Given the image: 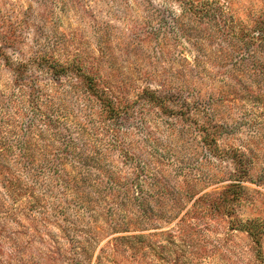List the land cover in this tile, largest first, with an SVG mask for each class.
<instances>
[{"label":"rangeland","instance_id":"1","mask_svg":"<svg viewBox=\"0 0 264 264\" xmlns=\"http://www.w3.org/2000/svg\"><path fill=\"white\" fill-rule=\"evenodd\" d=\"M0 264H264V0H0Z\"/></svg>","mask_w":264,"mask_h":264},{"label":"trees","instance_id":"2","mask_svg":"<svg viewBox=\"0 0 264 264\" xmlns=\"http://www.w3.org/2000/svg\"><path fill=\"white\" fill-rule=\"evenodd\" d=\"M94 91V90H93ZM147 92H149L148 90H147ZM150 94L151 93H153V92H149ZM148 93V94H149ZM147 97H148V99L149 100H151L152 98H151V96H149V95H147ZM146 97V98H147ZM126 109H128V106L127 107H123V108H121V109H114L113 108V112H112V114L113 113H115V115H120V113L122 112V111H125ZM203 134H204V141L203 142H205V144L207 145V146H209V148L210 149H215V147H216V138H214V136H212L213 135V132L211 131V130H208V129H206V126H204V130H203V132H202Z\"/></svg>","mask_w":264,"mask_h":264}]
</instances>
